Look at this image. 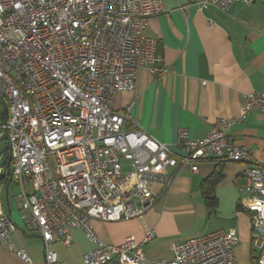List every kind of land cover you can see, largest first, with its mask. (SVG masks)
<instances>
[{
	"label": "built area",
	"instance_id": "obj_1",
	"mask_svg": "<svg viewBox=\"0 0 264 264\" xmlns=\"http://www.w3.org/2000/svg\"><path fill=\"white\" fill-rule=\"evenodd\" d=\"M259 2L194 5L227 14L237 3ZM165 13L162 0H0V141H7L0 151V241L26 264L34 261L14 246L17 226L6 212L4 190L10 196L12 185L23 227L41 233L46 264H65L49 247L70 248L75 229L96 245L84 264H235L234 229L174 243L169 260L149 261L145 253L156 237L144 222L157 201L154 185L165 192L170 169L190 164L196 172L206 161L249 164L242 204L251 213L252 249L264 264V168L225 133L253 112L264 116V95L247 94L240 119L218 121L203 138L181 129L183 155L142 129L133 105L114 108L119 93L135 88L139 70L168 73L158 68L162 57L148 34L150 19ZM134 219L144 223V238L119 245L100 241L93 226Z\"/></svg>",
	"mask_w": 264,
	"mask_h": 264
},
{
	"label": "crops",
	"instance_id": "obj_2",
	"mask_svg": "<svg viewBox=\"0 0 264 264\" xmlns=\"http://www.w3.org/2000/svg\"><path fill=\"white\" fill-rule=\"evenodd\" d=\"M197 1L162 0L166 13L150 19L148 34L157 40L162 57L158 68H168V73L139 70L135 88L119 93L114 102L118 111L133 105V120L179 155L184 154L178 146L181 129L188 130L192 139L203 138L218 121L240 119L247 94L264 95V4L237 3L226 14L217 8L200 11L194 5ZM225 133L250 150L256 164L264 168L262 114L251 113ZM196 166V172L190 164L170 169L173 182L165 192L159 184L154 185L157 201L144 217L145 224L156 232L144 248L147 259L169 260L174 243L234 229L239 236L235 264H256L252 257L251 213L242 204L249 164L206 161ZM218 171L221 176L211 186L208 181ZM210 190L216 200L214 206L205 198L204 191ZM5 203L7 214L17 226L12 234L14 246L26 250L34 264H46L41 233L23 227L9 195ZM93 226L98 239L107 244L119 245L129 237L141 241L145 236L144 223L138 219L94 220ZM72 235L70 248L55 242L49 251L65 264H84L83 256L96 245L81 229H75ZM0 264L26 263L0 241Z\"/></svg>",
	"mask_w": 264,
	"mask_h": 264
},
{
	"label": "trees",
	"instance_id": "obj_3",
	"mask_svg": "<svg viewBox=\"0 0 264 264\" xmlns=\"http://www.w3.org/2000/svg\"><path fill=\"white\" fill-rule=\"evenodd\" d=\"M6 154H8V153H6ZM6 161H7V163H8L9 159L7 158ZM7 163H6V164H7ZM218 176H221V171H218V172L216 173V175H215L212 179H210V180L208 181V183L210 182L211 186H214V185L216 184V182H217V178H218ZM204 194H205V198H206L208 204H210L211 206H214L216 200H215V198L212 196V191H211V190H210V191H206V192L204 191ZM252 257H253L254 262H255L256 264H258L257 253H256L253 249H252Z\"/></svg>",
	"mask_w": 264,
	"mask_h": 264
},
{
	"label": "rangeland",
	"instance_id": "obj_4",
	"mask_svg": "<svg viewBox=\"0 0 264 264\" xmlns=\"http://www.w3.org/2000/svg\"><path fill=\"white\" fill-rule=\"evenodd\" d=\"M7 146V141L6 140H3L1 143H0V151H2L4 149V147ZM123 163L126 164V162L124 160H122ZM129 168L125 167V170ZM6 191L4 190V200H6ZM18 192V188L14 185L11 186L10 188V199L14 200V196H15V193Z\"/></svg>",
	"mask_w": 264,
	"mask_h": 264
},
{
	"label": "water",
	"instance_id": "obj_5",
	"mask_svg": "<svg viewBox=\"0 0 264 264\" xmlns=\"http://www.w3.org/2000/svg\"><path fill=\"white\" fill-rule=\"evenodd\" d=\"M5 109H6V112H7V107H6V106H5ZM3 140H6V138L3 139ZM3 140H1L0 143H1ZM4 150H6V148H4ZM2 177H3V176H1V178H2Z\"/></svg>",
	"mask_w": 264,
	"mask_h": 264
}]
</instances>
